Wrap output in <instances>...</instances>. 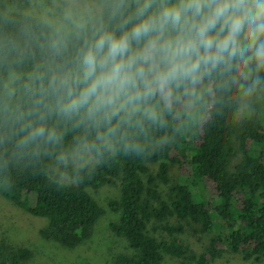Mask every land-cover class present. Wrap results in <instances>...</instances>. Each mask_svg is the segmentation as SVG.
<instances>
[{"label":"trees","instance_id":"16d2710c","mask_svg":"<svg viewBox=\"0 0 264 264\" xmlns=\"http://www.w3.org/2000/svg\"><path fill=\"white\" fill-rule=\"evenodd\" d=\"M234 1L190 0L169 12L162 0H102L86 25L57 29L22 12L28 0H0V195L46 218L43 238L68 248L88 240L105 212L88 187L117 180L110 229L132 252L115 264L165 255L208 264L224 245L264 260V15L251 34L230 38L222 8ZM202 87L188 137L186 105ZM118 95L138 109L115 110ZM83 149L95 163L65 162ZM55 165L75 183L53 175ZM187 227L197 239L219 232L196 257ZM31 255L0 240V264Z\"/></svg>","mask_w":264,"mask_h":264},{"label":"rangeland","instance_id":"374dc122","mask_svg":"<svg viewBox=\"0 0 264 264\" xmlns=\"http://www.w3.org/2000/svg\"><path fill=\"white\" fill-rule=\"evenodd\" d=\"M190 0H162L169 12H174L180 3ZM102 0H28L22 12L43 18L48 24L57 29H74L86 25L102 8ZM9 10L18 11L16 5L11 4ZM223 19L229 27L230 38L245 36L253 32V22L264 15V0H235L234 3L222 8ZM19 74L11 73L7 84L9 94L15 91V82ZM205 96V87L197 90L186 105L188 120L182 127V134L193 136L198 118L202 116V99ZM115 110H136V103L129 102L123 96L113 102ZM152 112V111H151ZM238 157L233 159L235 164ZM75 167H84L96 162L87 149L77 151L65 161ZM160 162L151 163L153 173L158 171ZM53 175H58L64 184H73L75 180L60 171V165L53 167ZM201 187H194L193 192L201 193ZM88 191L104 208V214L95 224L93 235L76 248H68L54 240H46L40 230L46 226L47 219L28 213L10 200L0 195V240L11 250L28 248L32 255L25 264H115V259L121 253H131L132 250L124 237L115 235L110 229V223L119 219V212L109 207V202L120 196V183L116 180ZM152 225V224H151ZM150 225V227H151ZM219 232V228L212 236ZM156 235L166 233L162 230L154 232ZM203 236L197 239L191 228L187 227L182 235L183 242L188 248V254L196 257L203 254L209 247L212 236ZM160 264H199L196 260L184 257L165 255ZM208 264H264V260H246L242 253H233L225 245L217 257L208 261Z\"/></svg>","mask_w":264,"mask_h":264}]
</instances>
